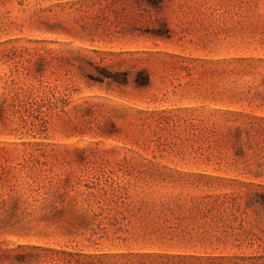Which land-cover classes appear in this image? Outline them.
<instances>
[{
	"label": "rangeland",
	"instance_id": "obj_1",
	"mask_svg": "<svg viewBox=\"0 0 264 264\" xmlns=\"http://www.w3.org/2000/svg\"><path fill=\"white\" fill-rule=\"evenodd\" d=\"M0 264H264V0H0Z\"/></svg>",
	"mask_w": 264,
	"mask_h": 264
},
{
	"label": "trees",
	"instance_id": "obj_2",
	"mask_svg": "<svg viewBox=\"0 0 264 264\" xmlns=\"http://www.w3.org/2000/svg\"><path fill=\"white\" fill-rule=\"evenodd\" d=\"M146 83H147V82L145 81V82H143L141 85H146Z\"/></svg>",
	"mask_w": 264,
	"mask_h": 264
}]
</instances>
